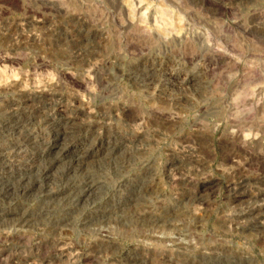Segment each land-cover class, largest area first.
<instances>
[{
  "label": "rangeland",
  "instance_id": "374dc122",
  "mask_svg": "<svg viewBox=\"0 0 264 264\" xmlns=\"http://www.w3.org/2000/svg\"><path fill=\"white\" fill-rule=\"evenodd\" d=\"M3 1L0 216L32 222L0 219V264H264V0ZM72 111L65 149L101 150L43 176Z\"/></svg>",
  "mask_w": 264,
  "mask_h": 264
},
{
  "label": "bare ground",
  "instance_id": "6f19581e",
  "mask_svg": "<svg viewBox=\"0 0 264 264\" xmlns=\"http://www.w3.org/2000/svg\"><path fill=\"white\" fill-rule=\"evenodd\" d=\"M3 1V0H2ZM7 1V0H6ZM3 2H5V1H3ZM49 2V1H48ZM50 2H52V0L50 1ZM47 3V2H46ZM53 3V2H52ZM47 4H50V3H47ZM54 4V3H53ZM126 5V4H125ZM220 6V5H219ZM51 7V6H50ZM50 7H48V8H50ZM218 7V6H217ZM219 8V7H218ZM220 9V8H219ZM222 9V8H221ZM223 10V9H222ZM129 24V23H128ZM127 26V25H126ZM129 26H130V24H129ZM86 32V31H85ZM159 34V33H158ZM163 35V34H162ZM158 36V35H157ZM86 38H87V36H85ZM92 38V37H91ZM158 38V37H157ZM162 38V37H161ZM166 39V38H165ZM84 40H86V39H84ZM90 40V39H89ZM96 41V40H95ZM91 42H93V41H91ZM80 43V42H79ZM96 46V45H95ZM81 48V47H80ZM80 52H82V51H80ZM76 54V53H75ZM76 56V55H75ZM61 75H63V76H65V77H68L69 75H67V73L66 72H61L60 73ZM59 74V75H60ZM185 77H187V76H185ZM70 78V77H69ZM166 78V77H165ZM191 78V77H190ZM68 79V78H67ZM149 79V78H148ZM151 79V78H150ZM153 79V78H152ZM167 79H169L172 83H174L176 86H178V88L179 87H182L184 84H186L187 82H188V80L186 79V78H183V79H180V78H178L177 76L176 77H174V76H170L169 78H167ZM73 80V79H72ZM159 80V79H158ZM169 80H168V82H169ZM192 80H194V79H192ZM77 81L80 83V81L77 79ZM148 81V80H147ZM160 81V80H159ZM78 82L76 83V84H78ZM152 82V81H151ZM156 81H154V83H155ZM166 82V81H165ZM73 83L75 84V80L73 81ZM150 83V82H149ZM153 83V82H152ZM193 83V82H192ZM191 84V83H190ZM76 86V85H75ZM79 86V85H78ZM14 87V86H13ZM16 87V86H15ZM14 87V88H15ZM185 87V86H184ZM183 89V88H182ZM121 111V110H120ZM123 112H125V111H127V109H123L122 110ZM128 111H130V109L128 110ZM61 112H63V111H61ZM78 112V111H77ZM81 112V111H80ZM127 114H128V112H126ZM13 114H15V113H13ZM80 114V113H79ZM82 114H83V112H82ZM17 115V114H16ZM81 115V114H80ZM126 115V114H125ZM128 115H130V114H128ZM15 116V115H14ZM127 116V115H126ZM44 117V116H43ZM56 118H57V121H58V123H59V126H58V128H56V132H55V134H54V143H46L45 142V146H43L44 148L42 149V150H38V151H40L37 155H36V160H48V161H50V164H48V166L47 167H44L43 169H42V174H43V176H48L49 177V175L51 174V172H52V170L55 168V166H56V164H57V162H59V161H61L62 159H67V160H69V163H70V166H68V168H67V173H69V172H76L77 170H75V169H81V167H84V166H86V165H88L89 164V162H91V161H94V163H95V159H94V157H96L98 154H99V152H100V150L99 151H94V150H89V149H78V150H75V151H72V149H71V151L70 150H68V149H65V146L69 143V142H67L68 141V138L70 137L71 138V135L73 134V127H74V124L76 123V120H77V114L76 113H73V111H72V113L71 114H67V115H65V114H59V116L58 115H56L55 116ZM19 118V117H18ZM33 118V117H32ZM51 118H53V117H51ZM15 119H17V118H15ZM22 119V118H21ZM25 119V118H24ZM26 119H28V118H26ZM25 121L26 120H24V121H22L21 122V120H14V123H13V125L12 126H7V129L9 128V130H11V132H16L17 131V129H19L20 127H22L23 126V124L25 123ZM24 122V123H23ZM23 123V124H22ZM27 123V122H26ZM10 124V123H9ZM12 124V123H11ZM10 124V125H11ZM82 124V123H81ZM4 125V124H3ZM8 125V124H7ZM28 125V124H27ZM30 125V124H29ZM6 128V127H5ZM4 128V129H5ZM24 128H26V127H24ZM76 128V127H75ZM3 129V130H4ZM76 130V129H75ZM8 131V130H7ZM27 131V130H26ZM31 132V131H30ZM78 132V131H77ZM27 133H28V131H27ZM33 137H34V135H33ZM36 137V136H35ZM73 137V136H72ZM25 140V139H24ZM27 140V139H26ZM33 140V139H32ZM72 140V139H71ZM30 141H31V138H30ZM29 142V141H28ZM44 142V141H43ZM72 142V141H71ZM25 143H27V142H24V144ZM42 143V142H41ZM30 144V143H29ZM56 144H59V146H58V148H57V150H54L55 149V147H56ZM15 145V144H14ZM13 145V146H14ZM31 145H32V143H31ZM42 145V144H41ZM40 145V146H41ZM10 146V145H9ZM17 146V145H16ZM20 146V145H19ZM38 146V145H37ZM89 146V145H88ZM87 146V147H88ZM116 146V145H115ZM42 147V146H41ZM109 146H107V148H108ZM12 148V147H11ZM20 148V147H19ZM90 148H91V146H90ZM111 148V147H110ZM14 149V148H13ZM16 149V148H15ZM18 149V148H17ZM22 149V148H21ZM92 149V148H91ZM104 149V148H103ZM115 149V148H114ZM113 150V149H112ZM1 151V150H0ZM3 151V150H2ZM14 151V150H13ZM37 151V150H36ZM115 151V150H114ZM20 152V151H19ZM103 152V151H102ZM101 152V153H102ZM117 152V151H116ZM14 153H16L15 151H14ZM22 153V152H21ZM109 154H110V151H109ZM13 155V154H12ZM20 155V154H19ZM25 155V154H24ZM107 155V154H106ZM35 157V156H34ZM13 158V157H12ZM40 161V162H41ZM39 162V161H38ZM97 162V161H96ZM92 163V162H91ZM32 164V163H31ZM30 165V164H29ZM35 165V164H34ZM25 166V165H24ZM26 166H28V165H26ZM33 166V165H32ZM32 166H31V168H23L21 171H19L18 173H16V175H17V179H15V182H20V181H24V180H27V179H29V177L31 176V174L34 172V170H35V168L33 169L32 168ZM36 166H37V164H36ZM21 167V166H20ZM87 167V166H86ZM85 168V167H84ZM97 168V167H96ZM88 169V168H87ZM74 170V171H73ZM38 172H40V171H38ZM64 172V171H63ZM64 174H66V173H64ZM74 175V174H73ZM66 176V175H65ZM90 176V175H89ZM16 177V176H15ZM42 177V176H41ZM59 177H60V175H59ZM62 177V176H61ZM76 177V176H75ZM11 178H13V177H10V179ZM43 178V177H42ZM46 178V177H45ZM71 178V177H70ZM14 179V178H13ZM12 179V180H13ZM62 179H63V177H62ZM61 179V180H62ZM66 179V178H65ZM64 179V180H65ZM75 179V178H74ZM0 180H2V179H0ZM5 180H7V179H5ZM55 180V179H54ZM86 180V179H85ZM88 180V179H87ZM29 181V180H28ZM67 181V180H66ZM75 181H76V179H75ZM74 181V182H75ZM89 181V180H88ZM94 182H95V180H93ZM93 181H91V183L93 182ZM143 181V180H142ZM187 181V180H186ZM32 182V181H31ZM31 182H30V184H31ZM62 182V181H61ZM65 182V181H64ZM78 182H81V181H79L78 180ZM83 182V181H82ZM93 182V183H94ZM6 183V182H5ZM29 183V182H28ZM66 183V182H65ZM70 183V182H69ZM214 184H215V182H213ZM34 184V183H33ZM57 184V183H56ZM72 184V183H71ZM79 184V183H78ZM99 184V183H98ZM102 184V183H101ZM100 184V185H101ZM242 184V183H241ZM5 185V184H4ZM8 185V184H7ZM13 185V184H12ZM16 185V184H15ZM15 185H13V187H15ZM17 185H18V183H17ZM21 185H23V184H21ZM20 185V186H21ZM24 185H25V183H24ZM29 185V184H28ZM32 185V184H31ZM30 185V186H31ZM65 185V184H64ZM66 185H67V183H66ZM206 184L205 183H203V184H201V186L202 187H204ZM34 186V185H33ZM62 186V185H61ZM98 186V185H97ZM96 185H92V184H84V185H82L80 188H79V190H73V188L72 187H70V188H67L66 190H64V188L62 189H60V190H58V191H56L55 193H53L52 195H50L49 196V198L52 200V201H54V200H58V199H60V200H67L68 198H71V199H73V200H75L76 202H79L80 200H82L83 201V199H86V198H89V197H91V196H93L94 194H95V189H96V187H97ZM26 187L27 186H25V189H26ZM46 187V186H45ZM76 187V186H75ZM77 187H79V186H77ZM100 187V186H99ZM201 187V188H202ZM206 188V187H205ZM12 189V188H11ZM20 189V188H19ZM59 189V188H58ZM97 189H99V188H97ZM23 191V190H22ZM25 191V190H24ZM76 191V192H75ZM98 191V190H97ZM6 192V191H5ZM52 192V191H51ZM54 192V191H53ZM137 192V191H136ZM97 193V192H96ZM246 194V193H245ZM258 196V195H257ZM237 198V197H236ZM46 199V198H45ZM257 199V198H256ZM240 200V199H239ZM74 202V201H73ZM262 205V204H261ZM120 206L121 205H119V207H117V209L118 208H120ZM64 209V208H63ZM264 209V208H263ZM107 210V209H106ZM110 210V209H109ZM66 211V210H65ZM102 211V213L100 212V216L99 217H103V216H105V214H104V211H103V209L101 210ZM116 211V210H115ZM252 211V210H251ZM72 212V211H71ZM93 212V211H92ZM91 212V213H92ZM21 213V215H19ZM108 213V212H107ZM92 215V214H91ZM16 216H18V217H16ZM64 216V215H63ZM62 217V216H61ZM89 217V216H88ZM106 217V216H105ZM0 219H5L4 221H7V222H18V223H30V222H32V220H27L26 219V215L23 213V212H11V211H7V212H4V213H2L1 214V216H0ZM66 220V218H61L60 220H59V222L56 220V224H58L59 225V223H60V221L61 220ZM87 219H89L90 220V218H87ZM54 220V219H53ZM99 220V219H98ZM259 223V222H258ZM54 224V223H53ZM56 224H55V226H56ZM104 241V240H103ZM105 247H106V245H105ZM57 251H55V253H56ZM64 251H59V253H58V255L57 256H61V255H64V253H63ZM56 255V254H55ZM58 257V258H59ZM65 257V256H64ZM63 258V257H62ZM81 260V259H80ZM85 260V259H84Z\"/></svg>",
  "mask_w": 264,
  "mask_h": 264
}]
</instances>
